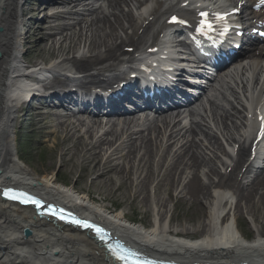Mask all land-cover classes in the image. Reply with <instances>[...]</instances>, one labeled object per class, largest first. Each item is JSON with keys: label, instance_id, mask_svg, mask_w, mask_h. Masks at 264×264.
I'll list each match as a JSON object with an SVG mask.
<instances>
[{"label": "bare ground", "instance_id": "6f19581e", "mask_svg": "<svg viewBox=\"0 0 264 264\" xmlns=\"http://www.w3.org/2000/svg\"><path fill=\"white\" fill-rule=\"evenodd\" d=\"M23 1L0 0V186L30 190L48 202L73 209L155 257L211 264L246 258L264 264V170L248 181V168L257 162L251 160L242 174L238 166L250 157L248 123L264 111V60L253 58L238 73L216 81L224 103L213 96L212 112L204 109V114L188 123L168 128L164 120L139 129L124 122L99 133L94 125L59 121L54 133H65L66 143L60 160L69 158L72 168L77 165L83 170L86 162L93 172L96 169L90 179L97 188L93 195L59 182L55 172L38 175L19 158L13 124L19 107L35 94V86L27 79L53 75L50 89L110 82L133 69L148 50L165 44L172 28L165 22L171 14L192 20L200 0H104L86 10L88 16L74 25H55L46 19V29L36 26L41 11L21 10ZM57 2L68 5L81 0ZM68 13L77 15L55 12L48 19L59 20ZM40 106L31 107L30 116H39ZM39 119L30 124L42 123ZM77 126L85 127L83 135H76ZM77 147L86 148L81 161L76 158ZM121 150L126 152L121 154ZM121 158L126 160L120 163ZM122 187L129 188L131 198H140L146 210L149 203L158 207L151 227L127 218L121 209L100 204L99 200L111 199ZM172 192H177V201L194 208L186 220L203 215L196 228L169 223L164 209ZM243 210L260 224L252 239L240 229ZM25 229L30 234H24ZM0 264L117 262L86 232L53 224L35 216L30 207L0 199Z\"/></svg>", "mask_w": 264, "mask_h": 264}, {"label": "rangeland", "instance_id": "374dc122", "mask_svg": "<svg viewBox=\"0 0 264 264\" xmlns=\"http://www.w3.org/2000/svg\"><path fill=\"white\" fill-rule=\"evenodd\" d=\"M35 4L36 2L34 0H27L25 7H36ZM23 48L25 49V44L23 45ZM38 103L39 102H37V100H34L21 107L23 109L22 112L25 115L21 116V114H19L18 118L14 120L13 125L16 134V150L19 158L38 175L55 172L59 182L67 185H75L78 190L87 192L90 191L93 195H95V190L97 188H94L92 184H90V179H92V174H95L96 169L93 172L92 165L86 166V162H84L83 170L80 166L77 167V165L72 168L68 162L69 158H66L63 162L60 160V150L65 146V133H54L55 127L46 128V124H48L49 121H52L50 120L51 118L48 117H46L42 124H33L34 126L30 124L32 121L35 123L39 122V118L35 115L30 116L29 111L30 106H35ZM76 135H83V133L78 131L76 132ZM84 138H86V136H84ZM69 147L73 151L74 147ZM85 149L82 147L76 148V158L79 159V161L83 159V151ZM125 160V158H121L118 162L121 163ZM134 188V186H131L130 194L134 193ZM103 189H105V187ZM128 192L129 188L126 190V188L122 187L121 191H117L115 196L111 199H101L99 202L104 206H108L110 210L121 209L125 212L127 218L133 220L134 222H143L146 228L151 227L153 215H155L154 210L157 211L158 208L154 207L153 204L150 206L149 203L147 211L143 204L139 202L140 198H131V195L129 196ZM149 192L151 193L150 187ZM169 197L170 200L168 201L170 204H167L168 207H166L164 211H169V209L171 211L167 212V218L170 221V224L175 226L184 224L188 227L196 228L203 220V215L197 214V217L194 220H186L188 216L190 217L192 215L191 213L194 208L190 206L189 202L177 201L175 192H172ZM151 198H153L152 193ZM240 218L242 220V223L240 224L241 231L247 239H252L255 232L260 230V224L257 222L255 223L251 215H249L246 210H243V212L240 213Z\"/></svg>", "mask_w": 264, "mask_h": 264}, {"label": "water", "instance_id": "95a60500", "mask_svg": "<svg viewBox=\"0 0 264 264\" xmlns=\"http://www.w3.org/2000/svg\"><path fill=\"white\" fill-rule=\"evenodd\" d=\"M26 234H27V235L30 234L29 230H26Z\"/></svg>", "mask_w": 264, "mask_h": 264}, {"label": "snow or ice", "instance_id": "6c2138e0", "mask_svg": "<svg viewBox=\"0 0 264 264\" xmlns=\"http://www.w3.org/2000/svg\"><path fill=\"white\" fill-rule=\"evenodd\" d=\"M38 203V202H37ZM85 226H87V225H85Z\"/></svg>", "mask_w": 264, "mask_h": 264}]
</instances>
